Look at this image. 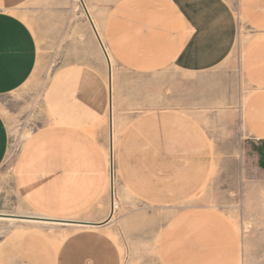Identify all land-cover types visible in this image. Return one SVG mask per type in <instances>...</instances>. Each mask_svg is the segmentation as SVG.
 Wrapping results in <instances>:
<instances>
[{"label": "crops", "instance_id": "crops-1", "mask_svg": "<svg viewBox=\"0 0 264 264\" xmlns=\"http://www.w3.org/2000/svg\"><path fill=\"white\" fill-rule=\"evenodd\" d=\"M30 1L0 0V97L37 69V39L16 14ZM81 4L88 18L63 35L62 62L47 81L48 121L20 145L13 172L29 212L80 224L44 222L64 227L49 237L10 235L0 243V264L123 263L110 224L115 133L114 201L168 213L157 263L237 264L235 225L197 198L219 170L211 130L220 119H238L240 139L264 141V0H238L237 12L229 0ZM168 72L189 78L221 72L228 82L236 75L246 94L242 99L226 86L218 102L217 87L203 97L195 80L187 91L177 80L173 93ZM8 143L0 115V166Z\"/></svg>", "mask_w": 264, "mask_h": 264}, {"label": "rangeland", "instance_id": "rangeland-1", "mask_svg": "<svg viewBox=\"0 0 264 264\" xmlns=\"http://www.w3.org/2000/svg\"><path fill=\"white\" fill-rule=\"evenodd\" d=\"M229 1L237 12L238 0ZM82 5L81 0H32L16 12L37 39L39 59L37 69L25 85L0 97V115L4 117L9 132L8 151L0 166V243L13 234L49 237L59 233L58 229L64 228L61 225H48L44 221L30 223L22 218L15 219H36L38 216L29 212L17 196L13 172L20 145L48 121L44 109L47 81L62 62L63 35L65 38L73 35V22L76 24L78 19L88 18ZM242 33L245 34V31ZM99 42L103 49L100 39ZM223 76L221 72H217L204 77L189 78L177 72H168L165 81L170 83V92L175 93L177 80L185 81L186 91L188 87L192 88L195 80L203 97L209 96V93L214 92L212 89L217 87L218 102L223 100L221 95L225 87L232 86L235 93H242L243 99L246 90L242 80L235 75V81L228 82L224 81ZM215 78L218 79L214 80ZM108 81L110 89L111 81ZM239 99L240 96L236 101ZM226 121L220 119L219 129L211 130L220 165L217 176H212L205 192L197 200L235 225L240 238L237 264H264V141L240 139L238 119ZM116 136L117 133L110 140V153ZM115 178L113 182L111 180L114 200L119 190ZM115 203L116 209L110 218V224L114 229V238L120 242L126 257L122 264H158L156 247L168 213L130 201H126L128 207H123L119 201Z\"/></svg>", "mask_w": 264, "mask_h": 264}, {"label": "bare ground", "instance_id": "bare-ground-1", "mask_svg": "<svg viewBox=\"0 0 264 264\" xmlns=\"http://www.w3.org/2000/svg\"><path fill=\"white\" fill-rule=\"evenodd\" d=\"M108 79L110 80V77H108ZM111 139H112V137H111ZM110 139V140H111ZM109 161H111L110 162V166H111V163H113V161H112V150H111V153H110V160ZM111 180H112V177H111ZM110 180V181H111ZM111 193H112V207H111V209H112V212H111V214L113 215V212H114V209H116V203H115V201H114V195H115V193H113V189H112V183H111ZM111 215V216H112ZM15 219H17V218H15ZM21 220V219H20ZM19 220V221H20ZM24 221H28V222H30V223H36V222H40V220L39 221H37V219L36 220H34V219H31V218H26V219H23Z\"/></svg>", "mask_w": 264, "mask_h": 264}, {"label": "water", "instance_id": "water-1", "mask_svg": "<svg viewBox=\"0 0 264 264\" xmlns=\"http://www.w3.org/2000/svg\"><path fill=\"white\" fill-rule=\"evenodd\" d=\"M110 125H111V120H110ZM17 219H20V218H22V219H26V218H28V217H16ZM30 218V217H29ZM31 219H34V220H40V221H44V222H50V223H52V222H59V223H67V222H62V221H54V220H52V221H50V220H45V219H43V218H31ZM68 223H72V224H80V223H76V222H68ZM67 223V224H68Z\"/></svg>", "mask_w": 264, "mask_h": 264}, {"label": "built area", "instance_id": "built-area-1", "mask_svg": "<svg viewBox=\"0 0 264 264\" xmlns=\"http://www.w3.org/2000/svg\"><path fill=\"white\" fill-rule=\"evenodd\" d=\"M110 177H112V182H113V178H114V165H112V164L110 166Z\"/></svg>", "mask_w": 264, "mask_h": 264}]
</instances>
